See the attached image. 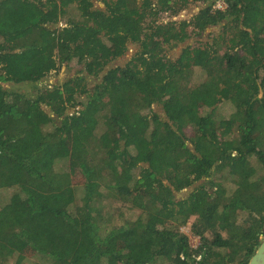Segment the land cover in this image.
Masks as SVG:
<instances>
[{"label":"trees","instance_id":"16d2710c","mask_svg":"<svg viewBox=\"0 0 264 264\" xmlns=\"http://www.w3.org/2000/svg\"><path fill=\"white\" fill-rule=\"evenodd\" d=\"M100 1L0 0V264H247L264 236V0ZM190 2L205 6L163 20ZM64 65L82 75L17 90Z\"/></svg>","mask_w":264,"mask_h":264},{"label":"rangeland","instance_id":"374dc122","mask_svg":"<svg viewBox=\"0 0 264 264\" xmlns=\"http://www.w3.org/2000/svg\"><path fill=\"white\" fill-rule=\"evenodd\" d=\"M94 6L96 8H104L103 3L100 0H93ZM205 4L202 3H193L190 2L187 6L186 9L181 11L178 15L169 17L165 15L163 17L164 21H169V20H189L195 13H197L201 8H203ZM219 9H224L226 8V4L223 1H218L215 4V8ZM62 25V24H60ZM220 31V28H212L209 30H206L201 36H196L192 37L188 41H186L183 44H180L178 47H175L173 49H170L167 51V55L170 58H177L180 54L183 48H185L187 45H193V44H199V43H204V42H212V38L216 36ZM128 50L126 54L116 60H114L109 67L112 66H123L125 65L133 56L134 54L138 51V46L136 44H129ZM81 67L79 66H74L72 65L71 68L68 66L64 65L61 67V69L58 72H52L50 75H48L46 78H44L42 81H40L38 84H23L22 86H17V90H19L22 93H28V94H36L39 89H43L45 87L51 88L55 85H61L65 83L66 81L72 79L75 76L82 75L81 73ZM87 82L90 87H93L98 80L92 78V77H87ZM7 87H10L9 84ZM263 93L261 92L259 97H261ZM230 107L227 103H225L222 107V114H227L230 111ZM74 109H71L70 112H73ZM153 112L161 115L162 117L164 116V111L160 105H154L153 106ZM77 176V175H76ZM77 181H81L80 179H77ZM204 181H200L194 184V186L190 187L189 189H186L182 191L181 193L177 194L178 197L183 198L186 197L196 186L199 184L203 183ZM9 201V196H1L0 195V204L6 205ZM137 214H139L141 211L136 210ZM192 223H193V218L189 220V222L181 228V231L187 235L189 239V243L192 248H197L200 245V238L196 235L193 234L192 232Z\"/></svg>","mask_w":264,"mask_h":264},{"label":"water","instance_id":"95a60500","mask_svg":"<svg viewBox=\"0 0 264 264\" xmlns=\"http://www.w3.org/2000/svg\"><path fill=\"white\" fill-rule=\"evenodd\" d=\"M247 264H264V236L261 238L259 246Z\"/></svg>","mask_w":264,"mask_h":264},{"label":"built area","instance_id":"2783aa9c","mask_svg":"<svg viewBox=\"0 0 264 264\" xmlns=\"http://www.w3.org/2000/svg\"><path fill=\"white\" fill-rule=\"evenodd\" d=\"M218 8H220V7H218Z\"/></svg>","mask_w":264,"mask_h":264}]
</instances>
